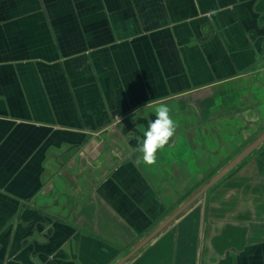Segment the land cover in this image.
Listing matches in <instances>:
<instances>
[{
    "label": "crops",
    "instance_id": "0c3cea01",
    "mask_svg": "<svg viewBox=\"0 0 264 264\" xmlns=\"http://www.w3.org/2000/svg\"><path fill=\"white\" fill-rule=\"evenodd\" d=\"M262 134L264 0H0V264H117ZM123 264H264V143Z\"/></svg>",
    "mask_w": 264,
    "mask_h": 264
},
{
    "label": "clouds",
    "instance_id": "9594fccd",
    "mask_svg": "<svg viewBox=\"0 0 264 264\" xmlns=\"http://www.w3.org/2000/svg\"><path fill=\"white\" fill-rule=\"evenodd\" d=\"M155 104L154 119L148 122L147 128L137 126L142 136L137 137V146L133 153L140 155L136 159L137 165L143 163L152 166L157 163L158 152L169 144L177 131L178 124L171 115V108L165 103L153 101L149 107Z\"/></svg>",
    "mask_w": 264,
    "mask_h": 264
},
{
    "label": "water",
    "instance_id": "95a60500",
    "mask_svg": "<svg viewBox=\"0 0 264 264\" xmlns=\"http://www.w3.org/2000/svg\"><path fill=\"white\" fill-rule=\"evenodd\" d=\"M263 143H264V134H262L260 137H258L256 142H254L249 147H247L246 149H244V151L242 153H240L239 156H237V158H235L232 161V163H230L229 165H227L226 167H224L219 172V174H217L213 179H211L208 182V184H206V186L204 188H202L200 191H198L196 194H194L193 195V198H191L189 201H187L185 204H183L181 206V208H179L178 210H176V213H174L171 217H169V219L167 221H165L162 224V226H160L159 228H157L154 233H152L151 235L147 236L142 241L141 244H139L136 248H134L132 251H130L129 254L127 255V257H125L123 260L119 261L117 264H123L128 259H130V257H132L134 254H136L139 250H141L144 245H146L148 242H150L152 239H154V237H155L156 234H158L161 230H163V228H165L166 226H168V224L170 222H172L177 217H179L185 211V209H187L188 207H190L194 203V201H196L202 195H204L206 193V191H208L210 188H212L213 186H215L216 184H218L219 183V180H221L228 173H230L232 171V169H234V167L236 165H238L240 162H242L248 155H250V153H252L256 149H258V147L261 146Z\"/></svg>",
    "mask_w": 264,
    "mask_h": 264
},
{
    "label": "rangeland",
    "instance_id": "374dc122",
    "mask_svg": "<svg viewBox=\"0 0 264 264\" xmlns=\"http://www.w3.org/2000/svg\"><path fill=\"white\" fill-rule=\"evenodd\" d=\"M220 171H221V170H220ZM220 171H219V172H220ZM219 172H218V173H219ZM218 173H217V174H218ZM214 177H215V176H214ZM209 181H210V180H209ZM209 181L203 182V184H202L201 187L203 188L204 185H206V183H208ZM201 187H200V188H201ZM195 193H196V192H193V194H195ZM193 194H192V196H193ZM128 254H129V253H128ZM123 256H124V255H122V257H123Z\"/></svg>",
    "mask_w": 264,
    "mask_h": 264
}]
</instances>
